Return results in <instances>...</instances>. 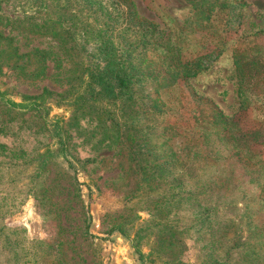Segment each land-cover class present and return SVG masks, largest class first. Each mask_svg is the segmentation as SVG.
Returning <instances> with one entry per match:
<instances>
[{"label":"rangeland","instance_id":"1","mask_svg":"<svg viewBox=\"0 0 264 264\" xmlns=\"http://www.w3.org/2000/svg\"><path fill=\"white\" fill-rule=\"evenodd\" d=\"M0 264H264V0H0Z\"/></svg>","mask_w":264,"mask_h":264},{"label":"trees","instance_id":"2","mask_svg":"<svg viewBox=\"0 0 264 264\" xmlns=\"http://www.w3.org/2000/svg\"><path fill=\"white\" fill-rule=\"evenodd\" d=\"M94 78L97 85L101 87V90L112 96L123 95L126 93V90L129 89L130 78L124 74H111L108 70H106L103 73L94 76ZM41 105L36 104L38 110H41Z\"/></svg>","mask_w":264,"mask_h":264}]
</instances>
